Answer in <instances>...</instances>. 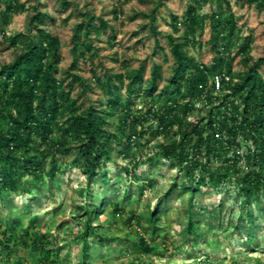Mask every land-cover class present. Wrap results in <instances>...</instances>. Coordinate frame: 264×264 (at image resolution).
<instances>
[{
  "label": "trees",
  "instance_id": "obj_1",
  "mask_svg": "<svg viewBox=\"0 0 264 264\" xmlns=\"http://www.w3.org/2000/svg\"><path fill=\"white\" fill-rule=\"evenodd\" d=\"M61 1L66 9L71 7L67 0ZM222 1L230 10V2ZM241 1L250 7L264 9V0ZM0 4L3 6L0 10L3 30L13 15L27 11V5L20 0H0ZM38 7L34 8L35 15L29 20L27 34L13 38L3 34L12 48L22 43L24 49L12 63L0 65V198L32 195L40 180H56L64 168L58 157L60 160L69 157L70 165L87 176V187L81 191L85 199L81 212L89 220L92 217L100 219L112 202L105 197L98 207L89 206L93 198L90 195L92 184L106 171L118 147L125 144L132 148L135 141L147 134L171 140L160 146L161 156L177 166L190 182L180 187L173 184L155 209L148 208L146 222L153 234L159 217L171 210L169 203L176 191L180 195H195L202 187H220L234 179L246 198L264 196V77L260 71L264 68V57L250 65L254 38L247 37L237 55L243 57L248 69L235 82L231 68L234 57H230L228 51L237 38L239 26L232 12L227 19L222 14L210 18L212 47L216 51L211 66L202 64L187 52L188 47L198 44L196 35L204 30L198 3L188 6L182 22L177 17L172 18L174 30L178 31L180 25L185 28L182 39L186 42L169 36L175 63L166 86L160 90L163 67L159 64L153 65L147 81L143 65L131 69L125 64V72L119 74L112 70L103 76L94 73V84L76 74L80 59L94 51L91 37L100 38L108 28V23L102 19L96 26L95 18L88 14L76 27L70 70L58 77L61 41L44 28L50 18ZM156 24L157 19L153 17L150 28L155 35ZM218 75L229 76L231 82H224L220 96H215L212 83ZM78 85L82 92L74 96ZM96 89L102 92L98 104L87 98L89 91ZM140 97L144 98L146 106L136 114L135 101ZM198 104L209 107L208 114L199 123L187 124V120L199 111ZM148 122L151 123L149 128L145 126ZM244 145L246 153L240 154ZM216 162L221 163V167L215 172L211 165ZM244 163L248 165L247 170ZM141 165L137 162L135 168ZM131 201L132 194L127 190L125 202ZM190 206L186 229L196 246L197 240L204 235L194 221L193 204ZM114 213L119 215L123 209L115 206ZM142 220L133 213L128 222L141 224ZM94 230L89 222L88 231ZM98 241L102 244L105 238L99 236ZM51 245L52 242L37 230L28 229L20 235L6 230L0 239V261L10 259L15 248L20 246L39 253L37 264H58ZM134 247L143 256L153 255L157 250L150 239L142 236ZM88 260L87 254L84 263L88 264Z\"/></svg>",
  "mask_w": 264,
  "mask_h": 264
},
{
  "label": "rangeland",
  "instance_id": "obj_2",
  "mask_svg": "<svg viewBox=\"0 0 264 264\" xmlns=\"http://www.w3.org/2000/svg\"><path fill=\"white\" fill-rule=\"evenodd\" d=\"M20 1L27 5V11L13 15L5 30L0 14V65L12 63L24 49L22 43L12 48L3 34L7 38L27 34L29 20L38 6L40 12L50 18L44 28L61 41L62 61L58 77L65 76L70 70L76 27L88 14L95 18L96 26L102 19L108 23V28L100 38L91 37L94 51L80 59L76 74L94 84V73L103 76L112 70L119 74L125 72V64L131 69L143 65L147 81L153 65L159 64L163 67L159 84L162 90L175 63L168 38L173 36L180 38L181 43L186 42L182 39L185 28L180 25L178 31L174 30L172 18L177 17L182 22L188 6L195 2L203 17L204 30L196 35L198 44L187 48L190 56L207 66L213 65L216 51L212 47L210 18L222 14L227 19L232 12L239 26L237 38L228 51L230 57H234L231 68L235 82L248 69L243 64V57L237 55L239 46L247 37L254 38L250 65L264 57V9L250 7L241 0H228L230 10L222 0H67L71 4L68 9L61 0ZM1 7L3 9L0 4V10ZM153 17L157 19V35L150 28ZM260 71L264 77V68ZM81 92L78 85L73 95L78 96ZM100 96L102 92L96 89L89 91L87 98L98 104ZM102 101L106 102V99ZM135 102L138 106L136 114L145 110L143 97ZM197 108L199 111L187 120V124L199 123L208 114L206 105L198 104ZM150 124L145 123V126L149 128ZM170 142L163 136L154 138L147 134L135 141L132 148L123 144L116 149L106 171L95 179L90 189L93 198L89 206L98 207L105 197L112 202L100 219L92 217L89 220L80 209L85 204L81 191L87 187V176L81 169L70 165L69 157L63 160L58 157L64 168L55 181L40 180L38 189L30 196L19 194L0 198V239L6 230L15 235L28 229L31 232L37 230L52 242L50 249L58 264H85L87 254L88 264H264V196L246 198L234 179L220 187H202L195 195H180L176 191L169 203L171 210L159 217L153 234L146 222L148 208L155 209L173 184L179 187L190 184L177 166L161 156L160 146ZM245 153L244 145L240 154ZM137 162L142 165L135 168ZM247 166V163L243 164L245 169ZM211 167L216 172L221 163L216 162ZM104 174L108 177L104 178ZM127 190L132 194L131 203L125 202ZM190 204L196 212L194 221L200 234L204 235L197 240L196 246L186 229ZM115 206L123 209V213L115 214ZM133 213L143 218L141 224L128 222ZM89 222L94 232L88 231ZM99 236L105 238L102 244L98 241ZM141 236L150 239L157 247L153 255L143 256L134 247ZM39 256V253L19 246L10 259L0 261V264H17L18 260L19 264H37Z\"/></svg>",
  "mask_w": 264,
  "mask_h": 264
},
{
  "label": "built area",
  "instance_id": "obj_3",
  "mask_svg": "<svg viewBox=\"0 0 264 264\" xmlns=\"http://www.w3.org/2000/svg\"><path fill=\"white\" fill-rule=\"evenodd\" d=\"M224 82H231V78L226 75H218L213 80V85L215 86V92L220 93L223 90Z\"/></svg>",
  "mask_w": 264,
  "mask_h": 264
}]
</instances>
